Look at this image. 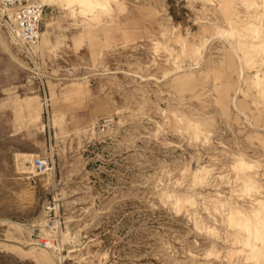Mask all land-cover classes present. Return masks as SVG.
Listing matches in <instances>:
<instances>
[{
	"label": "rangeland",
	"instance_id": "374dc122",
	"mask_svg": "<svg viewBox=\"0 0 264 264\" xmlns=\"http://www.w3.org/2000/svg\"><path fill=\"white\" fill-rule=\"evenodd\" d=\"M108 1H43L33 54L0 19V224L54 246H0V264H264L237 224L264 221V56L225 40L250 42L264 0Z\"/></svg>",
	"mask_w": 264,
	"mask_h": 264
},
{
	"label": "bare ground",
	"instance_id": "6f19581e",
	"mask_svg": "<svg viewBox=\"0 0 264 264\" xmlns=\"http://www.w3.org/2000/svg\"><path fill=\"white\" fill-rule=\"evenodd\" d=\"M45 3H48V4H52L54 2H57V1H60L62 3H66L67 5H72L74 3H79L81 4V7H82V11H87V10H92L94 11L95 13H101V12H104V11H109L110 9V5H109V1L108 0H43ZM244 1V0H243ZM247 1V4L249 5V7H253L252 10L256 7L257 9L260 8V6L256 3V0H246ZM263 2V1H262ZM247 5V6H248ZM261 5V3H260ZM245 6V5H244ZM262 8L264 9V3H263V6ZM249 9V8H247ZM256 9V10H257ZM262 9V10H263ZM250 10V9H249ZM255 11V10H254ZM253 11V12H254ZM256 13V12H255ZM254 14V13H253ZM255 15V14H254ZM236 16V15H235ZM256 18H257V22L259 24H261V26H256V25H252V26H249V27H246L248 29V32L250 33V42L248 41H245L246 38L248 37H244V42L243 40L241 41L239 38V40L237 39V41L235 42V44L237 43V45H234V43H232L231 41H229V38L228 39H225L229 45V47L231 48V50L233 49V51L235 50L236 52L240 51L243 55L244 58H246V64L250 62L253 63L254 60H255V57L259 56V55H263L264 56V10L263 12H259L258 14L255 15ZM253 16V17H255ZM232 21V20H230ZM251 22V21H250ZM239 23V22H238ZM230 24V27H232L231 29V33L230 35L232 36L233 38V35L237 32H239L237 29L236 26H234V23H229ZM250 24V23H249ZM248 26V24H247ZM240 27V26H239ZM246 30V29H245ZM244 30V31H245ZM242 31V30H241ZM228 31H224L223 29H217V36L219 37H222V38H225V36L228 35V33H226ZM248 32H245V34H247ZM216 34V33H215ZM239 35V33H237ZM238 35H235V36H238ZM234 36V37H235ZM240 36L242 37L241 33H240ZM239 36V37H240ZM246 36V35H245ZM240 37V38H241ZM213 38V37H212ZM216 38V37H215ZM221 38V39H222ZM234 39V38H233ZM236 39V38H235ZM212 40V39H211ZM224 40V39H223ZM210 42V41H209ZM207 45V44H206ZM202 46V45H201ZM238 46V47H237ZM242 47V49H241ZM205 48V47H204ZM205 50V49H204ZM201 51V50H200ZM200 51L198 50V48L195 50V52L198 54V55H201L202 53H200ZM234 52V54L236 53ZM200 53V54H199ZM238 54H240L238 52ZM202 56V55H201ZM200 56V57H201ZM236 57H240V55L236 56ZM202 60V59H201ZM261 60V59H260ZM239 62V61H238ZM258 62V61H257ZM256 62V63H257ZM254 64V63H253ZM259 64L262 66H264V59L263 61ZM252 67V64L249 65ZM257 66V65H256ZM199 67V66H198ZM250 67V68H251ZM258 67V66H257ZM192 68V67H191ZM249 68V69H250ZM261 68V67H260ZM195 69V68H193ZM257 69V68H256ZM186 70V69H185ZM251 70H255V69H251ZM215 71V70H214ZM244 68L243 66H241L240 68V76L242 77L244 75ZM256 75L254 76V80H255V84L257 85L256 87H260L259 90L263 91L264 92V71L261 69V70H258L256 71ZM246 75V74H245ZM244 75V76H245ZM252 77V76H251ZM244 78V77H242ZM142 79V78H141ZM252 82V81H251ZM252 84V83H250ZM256 90V89H255ZM262 93V92H261ZM235 99V98H234ZM233 99V100H234ZM264 99V98H263ZM237 111V110H236ZM240 111V110H239ZM243 115V114H242ZM245 115V114H244ZM247 117V116H246ZM250 122V121H249ZM250 125V124H248ZM197 136V134H196ZM33 156H31L30 158H28V160L26 161L27 163H30V167H27L26 169L27 170H31V173H36L37 171L35 170V166H34V161L31 159ZM25 162V163H26ZM239 166L237 168H240V169H246L248 168L251 164H249V162H246L245 160H242V162L240 164H238ZM213 168V167H212ZM232 168V167H231ZM208 169V168H207ZM234 169V168H233ZM200 170V169H199ZM202 170V168H201ZM205 170V168H204ZM211 170V169H210ZM237 170V169H236ZM207 171V170H206ZM215 171V170H214ZM200 172V171H198ZM205 172V171H204ZM241 172V171H240ZM195 173V172H194ZM201 173H203V170L201 171ZM208 173V172H206ZM212 173V172H211ZM210 173V174H211ZM46 172H43L41 173L40 175H45ZM198 174V173H197ZM226 174V173H225ZM230 174V173H229ZM47 175V174H46ZM196 175V174H195ZM199 175V174H198ZM200 175H203V174H200ZM209 175V173H208ZM210 176V175H209ZM221 176V175H220ZM227 176V175H225ZM230 176V175H229ZM203 177V176H202ZM47 178V177H46ZM197 178V176L195 177ZM206 178V177H205ZM219 178V176H218ZM226 178V177H225ZM200 179V177H199ZM199 179H196L197 181H200ZM43 180V179H42ZM195 180V179H194ZM205 180V179H204ZM221 180V179H220ZM47 181V179H46ZM203 181V179H202ZM45 182V181H44ZM49 182V181H47ZM205 182V181H204ZM253 181H249L247 182V188L249 191H254L255 187L251 186L250 183L252 184ZM255 182V181H254ZM227 184V183H226ZM256 184V182H255ZM257 185V184H256ZM258 188V187H257ZM260 188V187H259ZM258 188V189H259ZM261 189V188H260ZM256 190V189H255ZM247 191V190H246ZM245 191V193H247ZM243 198V197H242ZM222 204V203H221ZM220 205V204H219ZM257 205L259 206V208L257 209V211L255 212V216H259L262 218H264V199H261L259 201H257ZM242 212V211H240ZM226 213V212H225ZM238 214V213H237ZM241 215V216H240ZM241 218V221H238V225H241V226H244L246 227V231H247V234H248V237L246 238L245 242L244 240H242L241 242H244V245L247 246V249L248 247H250V249L252 251H250L249 253H251L253 255L254 258L256 259H259V257L263 256L264 255V221H260V218H259V221H256L255 224H253L254 226H256L254 229H251L250 226V219L248 220V217L246 216V214H241L239 213L238 214V218ZM239 218V219H240ZM256 219V217H255ZM257 220V219H256ZM8 224V223H7ZM6 223L4 224H0V232H2L4 235V239L0 240V246H3V247H7V248H13V249H17V250H29V251H32L33 252H39L40 254H42L48 261H51V253L49 252V249L51 248H54L53 244L51 242H42L41 241V238H34V237H31L30 239V242H22V241H19L20 239L18 240H12V238L10 239V237L12 236H8L9 235V231H8V227L12 226L14 227L15 229L17 230H21L23 227L19 226V225H14V224H10L7 225ZM58 227V226H57ZM39 228V227H38ZM25 229V228H24ZM30 230V229H29ZM22 231V230H21ZM211 232V231H210ZM242 232V231H241ZM246 234V233H245ZM237 235V234H236ZM39 236V235H38ZM45 236V235H44ZM15 238V237H14ZM49 238V237H48ZM236 238H239L238 236ZM17 239V238H15ZM240 240V238H239ZM232 242V241H231ZM255 242V243H254ZM260 243L261 245V242H262V246L260 247V245H257L256 243ZM237 244V243H236ZM243 250H241L242 252ZM249 251V250H248ZM209 254V253H207ZM215 254V253H214ZM233 254V253H232ZM241 254V253H240ZM208 257V256H207Z\"/></svg>",
	"mask_w": 264,
	"mask_h": 264
},
{
	"label": "built area",
	"instance_id": "2783aa9c",
	"mask_svg": "<svg viewBox=\"0 0 264 264\" xmlns=\"http://www.w3.org/2000/svg\"><path fill=\"white\" fill-rule=\"evenodd\" d=\"M42 0H0V19L14 35L18 45L33 54L42 39V23L45 15ZM35 170L47 172L46 159H34Z\"/></svg>",
	"mask_w": 264,
	"mask_h": 264
},
{
	"label": "crops",
	"instance_id": "0c3cea01",
	"mask_svg": "<svg viewBox=\"0 0 264 264\" xmlns=\"http://www.w3.org/2000/svg\"><path fill=\"white\" fill-rule=\"evenodd\" d=\"M43 24V23H42Z\"/></svg>",
	"mask_w": 264,
	"mask_h": 264
}]
</instances>
